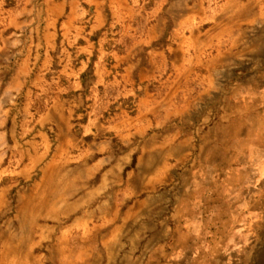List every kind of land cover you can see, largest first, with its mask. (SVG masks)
<instances>
[{
  "label": "rangeland",
  "instance_id": "obj_1",
  "mask_svg": "<svg viewBox=\"0 0 264 264\" xmlns=\"http://www.w3.org/2000/svg\"><path fill=\"white\" fill-rule=\"evenodd\" d=\"M61 1L0 0V264H104L107 255L112 264H138L120 261L128 245L149 257L145 264H163L167 248L150 241L167 235L153 228L167 215L178 226L168 248L176 264H226L231 252L233 264H264V166L249 182L220 171L201 199L195 185L178 183V140L156 151L139 137L131 159L126 137L113 128L138 111L139 97L123 93L122 56L137 30L157 16L168 20L165 37L146 48L166 51L161 62L172 72L188 65L186 56L264 47V0H107L94 54L81 52L94 8L77 0L76 10L66 9ZM172 128L195 130L178 120ZM105 155L123 156L121 165L131 160L119 164L113 186L101 185L116 162L98 164ZM129 211L131 231L121 229ZM192 215V231L180 229Z\"/></svg>",
  "mask_w": 264,
  "mask_h": 264
},
{
  "label": "crops",
  "instance_id": "obj_2",
  "mask_svg": "<svg viewBox=\"0 0 264 264\" xmlns=\"http://www.w3.org/2000/svg\"><path fill=\"white\" fill-rule=\"evenodd\" d=\"M85 1L94 8L95 14L93 13L91 23L93 31L83 35L86 42L81 52L94 54L99 49V41L93 35L103 30L108 23L104 14L107 0ZM77 2L63 0L60 6L63 4L66 9L76 10ZM167 26V19L158 16L153 18V21L147 23L145 30L136 31L131 49L122 55L127 58L124 66L127 83L124 84L123 93L125 95L126 91L129 96L139 97L138 111L135 117L130 118L126 127L116 125L113 128H119L117 135L126 137L125 143L130 146L127 154L131 155V159L133 153L140 150V142L143 139L138 140L139 137H147L145 145H152L156 151L158 148H165L167 142L178 140L175 146L180 162L178 183L183 184L185 190L195 185L194 190L199 191L203 199L211 189L210 186L218 182L220 171H225L224 176L227 178L235 177L248 181L244 178L258 176L264 166V155H261L264 152V47L254 49L251 44H247L235 51L231 46L199 61H195L196 55L186 56L188 65L176 66L169 72L167 65L161 62L167 52L157 46L153 49L146 48L165 37ZM48 35L50 38L54 37L56 43L57 35L52 31ZM238 36L249 39L248 33H240ZM170 38L171 36L168 37ZM145 49L149 60L143 62L139 53ZM178 68L179 71L176 70ZM172 75L176 78L171 80ZM169 80L172 81L174 89L172 96L166 88ZM174 120L184 126L194 127V133L189 132V129V134H186L183 129L172 128ZM92 130L94 131V128ZM99 146L105 147L106 144L100 142ZM248 154L246 162L245 157ZM239 155H242V162L236 159ZM123 159V156L116 159L115 156L106 155L99 158L98 164L101 165L116 160L115 164L103 173L101 185L113 186L121 182L122 167L119 164L121 165ZM129 162L126 161L121 166H126ZM157 212L164 215L167 211ZM134 218L135 213L129 211L124 217L121 229H129ZM165 218L167 219H162V223H155L153 228L166 232L167 239L162 237L150 242L152 247L159 245L158 247L167 248L165 262H159L176 264L180 261L169 254L168 248L172 246L171 233L176 232L178 226L171 224L174 217L167 215ZM190 218L193 220L194 216ZM193 223L194 220L179 227L184 231H192L190 225ZM128 247L131 249L118 252L122 254V263H147L149 257L136 255V251H131L133 247ZM116 248L118 251L117 245ZM107 258L104 264H112L113 258L110 255H107ZM97 260L101 263L102 259L97 257ZM223 263H234L232 252L224 256Z\"/></svg>",
  "mask_w": 264,
  "mask_h": 264
}]
</instances>
